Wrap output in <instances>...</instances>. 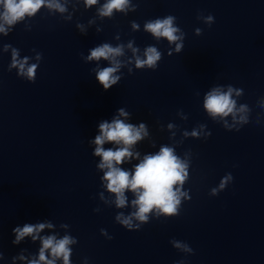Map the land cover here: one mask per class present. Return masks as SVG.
<instances>
[{
  "label": "clouds",
  "instance_id": "1",
  "mask_svg": "<svg viewBox=\"0 0 264 264\" xmlns=\"http://www.w3.org/2000/svg\"><path fill=\"white\" fill-rule=\"evenodd\" d=\"M98 3V0H85L86 6H92ZM0 6L3 11L0 12V32L5 35L8 33V27L15 25L18 21L24 18L34 16L42 6H47L50 9H56L60 12L66 11V8L61 5L58 0H0ZM129 0H106V2L99 8V15L102 17H111L115 11L127 12ZM176 18L168 15L165 18H157L145 23L144 29L153 34V36L166 38L169 43H174L182 40V35L178 36L180 32L179 27L174 26ZM213 17H207L211 23ZM8 26V27H6ZM133 28H138V25L133 22ZM129 48L132 44L129 43ZM182 44H176V50L179 51ZM135 56V63L137 68L148 66L155 69L157 61L161 59V53L155 47H147L144 51V58L136 56L138 49L133 48ZM123 55V46L112 47L105 43L101 46L95 47L91 50L87 60L101 59L108 60L112 66L104 67L96 72V79L107 91L117 83L120 77L114 75L121 64L116 57ZM18 52L13 49L12 64L10 67H18L19 74L26 76L30 81H34L37 64L28 65V58L23 60L17 59ZM39 59V55H38ZM233 89L229 86L228 91L224 92L220 87L213 88L208 92L204 98V108L213 117H227L229 114H234L236 102L232 99ZM241 112L247 110L246 105H241ZM123 109L119 110V116L127 117ZM242 122H247L246 116H241ZM171 127V125L169 126ZM100 134L95 137L94 143L95 155L101 158L98 167L104 172V180L109 192L115 195V205L117 208L126 207L128 201L125 196V191L129 190L135 194V199L131 201L132 207L136 210L128 216L120 213L116 216V220L125 226L126 229H141L142 224H134L133 220L146 222L149 219L148 214L154 209L166 216H172L177 213L180 198L184 193L179 188L175 187L177 184L182 185L188 177L187 162L174 154V149L163 146L160 151L154 155H145L143 160L135 165L134 171L129 172L119 167L125 160L132 158L134 153L130 148L136 144L137 141L142 140L148 135L146 125L141 123L138 127L125 123L124 120L114 118L111 123L104 121L99 124ZM189 135V133H185ZM190 135L198 136L199 133L193 130ZM106 142H111L119 147L115 150L112 148L105 149L103 145ZM137 157L139 153L135 154ZM231 179V174L225 176L220 183V188L223 189L228 181ZM216 189H213V194ZM50 223L25 224L23 227H16L13 229L15 233V240L13 244H19L25 237L31 236L33 240L39 237V233L45 228H51ZM103 232V230H101ZM41 241V248L39 250V258L30 261V264H56V259L63 258V264H70L69 256L71 249L69 245L75 243L74 239L65 235L61 239L50 235L39 237ZM175 247H184L187 251H192L191 248L181 245L176 242ZM48 252L52 259L46 256ZM23 259V257H21ZM183 264V261L177 262Z\"/></svg>",
  "mask_w": 264,
  "mask_h": 264
}]
</instances>
